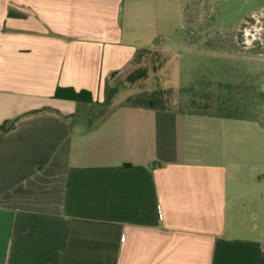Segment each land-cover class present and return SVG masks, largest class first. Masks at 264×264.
I'll return each mask as SVG.
<instances>
[{"label":"crops","instance_id":"crops-1","mask_svg":"<svg viewBox=\"0 0 264 264\" xmlns=\"http://www.w3.org/2000/svg\"><path fill=\"white\" fill-rule=\"evenodd\" d=\"M124 2L0 0V125L16 119L0 130V264H264L234 199L241 119L118 105L91 122L90 104L52 97L102 102L164 38L141 9L123 23Z\"/></svg>","mask_w":264,"mask_h":264},{"label":"rangeland","instance_id":"rangeland-1","mask_svg":"<svg viewBox=\"0 0 264 264\" xmlns=\"http://www.w3.org/2000/svg\"><path fill=\"white\" fill-rule=\"evenodd\" d=\"M128 7L153 16L164 38L152 48L156 54L110 77L107 86L115 95L107 109L160 90L170 91L164 96L172 109L192 111V105L208 103L205 113L222 115L218 110L229 108L242 120L239 132L246 138L230 144L233 157L243 160L231 164L238 169L234 199L246 200L264 235V0H125L123 23L135 14ZM135 71L145 77L129 82ZM88 113L91 122L97 120L96 108Z\"/></svg>","mask_w":264,"mask_h":264},{"label":"trees","instance_id":"trees-1","mask_svg":"<svg viewBox=\"0 0 264 264\" xmlns=\"http://www.w3.org/2000/svg\"><path fill=\"white\" fill-rule=\"evenodd\" d=\"M159 38L155 39L153 41V46L152 47H144V48H139L135 51L133 58L129 62V64L126 66L130 67L135 63L140 57L147 53H152L156 54V52L153 51V47H156L158 44ZM152 51V52H151ZM125 69V68H124ZM146 73H139L138 71H135L134 73L130 74L129 76V82L135 81L136 79H140L142 77H145ZM168 90H160V91H154V92H141L135 96H130L127 98L125 105H129L131 107H136V108H144V109H151V110H167V109H172L168 104L167 100H165L166 95H169ZM115 95V91L112 90L105 85V96L104 100L102 102H96L93 100L92 94L87 91V90H75L71 87H57L52 95L53 98L55 99H60V100H67V101H73L78 104H90L91 109L98 110L97 118L103 117L107 113H109L110 109H107V107L110 105V102ZM205 102H207L208 99V94L205 96ZM195 102V101H194ZM193 102V103H194ZM191 107V106H190ZM90 109V110H91ZM192 111L200 113V114H208L205 113L207 111H210V106L208 103H205L203 105H192L191 107ZM229 108L221 109L218 110V112H223L222 115L219 113L214 114L216 116H224V117H231V118H237L236 116H231V111L227 110ZM236 112V110H235ZM234 112V113H235ZM91 115V114H90ZM212 115V114H209ZM240 115V114H239ZM93 116V115H91ZM242 116V115H240ZM15 120H9L5 121L0 125V130L1 131H9L14 128L15 126Z\"/></svg>","mask_w":264,"mask_h":264}]
</instances>
